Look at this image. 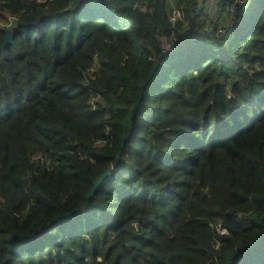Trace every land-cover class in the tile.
<instances>
[{"label": "trees", "instance_id": "1", "mask_svg": "<svg viewBox=\"0 0 264 264\" xmlns=\"http://www.w3.org/2000/svg\"><path fill=\"white\" fill-rule=\"evenodd\" d=\"M212 1L0 0V264H264V0Z\"/></svg>", "mask_w": 264, "mask_h": 264}, {"label": "rangeland", "instance_id": "2", "mask_svg": "<svg viewBox=\"0 0 264 264\" xmlns=\"http://www.w3.org/2000/svg\"><path fill=\"white\" fill-rule=\"evenodd\" d=\"M209 2H211V3H213V1L212 0H208ZM201 8V7H200ZM202 9H203V11H204V13H206V18L208 19V20H212V19H216V17H219L220 15H221V12L217 9V14H220V15H216V16H214L213 14H212V12L215 10L210 4L208 5V7L206 8V10H205V8H203L202 7ZM12 20V17L11 16H8L7 17V19L6 20H4V21H2V22H0V25H1V27H3L4 29H6V30H10V25H9V22ZM161 47H162V50L165 52V53H167V52H169V48H168V42L166 41V40H162L161 41ZM97 68H98V65L95 63L93 66H92V68L87 72V75H88V77H92V74L97 70ZM118 157V156H117ZM113 171H114V169H112ZM218 224V223H217ZM217 224H215L214 225V227H216V225ZM223 232H222V230L220 231V234H222Z\"/></svg>", "mask_w": 264, "mask_h": 264}, {"label": "water", "instance_id": "3", "mask_svg": "<svg viewBox=\"0 0 264 264\" xmlns=\"http://www.w3.org/2000/svg\"><path fill=\"white\" fill-rule=\"evenodd\" d=\"M11 44H13L12 32L10 30H5V37L2 41V44L0 45V52H2L5 49V47ZM112 171H113L112 169L106 170L101 174V176L96 181L93 182L92 187L87 194L88 200H90L95 194V192L99 189V187L112 176Z\"/></svg>", "mask_w": 264, "mask_h": 264}, {"label": "crops", "instance_id": "4", "mask_svg": "<svg viewBox=\"0 0 264 264\" xmlns=\"http://www.w3.org/2000/svg\"><path fill=\"white\" fill-rule=\"evenodd\" d=\"M198 2H199V4H198V9H200V11L202 12V15L205 16V18H206V13H204L202 7L205 8V10H206V8L208 7L209 4L215 9V10L212 12V14H213L214 16H216V15H220V14H217L218 12H217L216 8L214 7V4L212 5V3L209 2L208 0H198ZM200 7H201V8H200ZM216 19H219L218 22H215ZM216 19H212V20H211L213 24H217V23L222 24V23L224 22V18H223V16H222V14H221L219 17H216ZM211 21H209V22L211 23ZM208 25H210V24H208Z\"/></svg>", "mask_w": 264, "mask_h": 264}, {"label": "built area", "instance_id": "5", "mask_svg": "<svg viewBox=\"0 0 264 264\" xmlns=\"http://www.w3.org/2000/svg\"><path fill=\"white\" fill-rule=\"evenodd\" d=\"M167 1H170V0H167ZM170 22H171V24L172 25H174L175 24V22L176 21H178V19H180V12L178 11V10H176V9H172L171 10V14H170ZM12 21V20H11ZM10 21V22H11ZM9 22V25H10V27H11V23ZM172 41H176V39L175 38H173L172 39ZM170 45L168 44V48H169V50H170V47H169ZM216 230L220 233V231L222 230V234H224L225 233V230L221 227V225L220 224H217L216 225Z\"/></svg>", "mask_w": 264, "mask_h": 264}]
</instances>
